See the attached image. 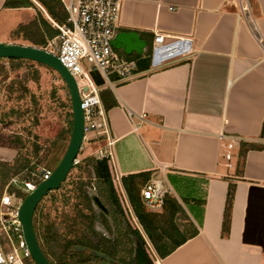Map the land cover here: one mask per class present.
Listing matches in <instances>:
<instances>
[{
  "label": "crops",
  "instance_id": "0c3cea01",
  "mask_svg": "<svg viewBox=\"0 0 264 264\" xmlns=\"http://www.w3.org/2000/svg\"><path fill=\"white\" fill-rule=\"evenodd\" d=\"M8 3L0 0V42L18 43L13 32L37 9ZM122 3L123 30L138 31L149 50L131 78L108 85L119 102L105 107L114 182L150 172V180L171 191L162 207L147 210L169 220L168 195L184 209L173 218L176 228L165 227L173 236L168 243L181 244L164 257L156 254L155 264H264V0ZM157 32L166 42L188 38L190 48L154 67ZM233 137L239 141L228 161L225 146ZM87 138L82 158L107 148L101 131ZM17 154L0 145V162L12 163ZM231 188L230 229L223 234Z\"/></svg>",
  "mask_w": 264,
  "mask_h": 264
},
{
  "label": "trees",
  "instance_id": "16d2710c",
  "mask_svg": "<svg viewBox=\"0 0 264 264\" xmlns=\"http://www.w3.org/2000/svg\"><path fill=\"white\" fill-rule=\"evenodd\" d=\"M36 1L45 8L48 16L38 9L37 15L31 22L20 25L13 32L14 37L28 41L31 45L40 48L47 47L49 42H54L56 45L60 44L58 39L60 29L57 25L66 24L69 17L63 1ZM8 4L10 6H36L33 0H9ZM119 51L129 59L142 57L137 54L128 55L122 50ZM27 61L32 62L30 60ZM145 62L146 65H149L150 58L147 57ZM32 63L36 64V62ZM142 63L143 61L140 62V67L143 66ZM92 74L98 85L103 86L106 83L105 79L97 71H93ZM102 97L107 109L119 104L110 90L102 89ZM64 133V130L60 132V139H63ZM34 139L37 140V135ZM0 145L18 150V154L12 163L0 162L2 169L8 170L9 174L15 175L26 169L34 172L38 166H42L46 162H52L53 165H56L60 161L56 148L52 149V153L49 152L46 157L41 158L39 153L43 149L42 146L37 141H34L32 143V146H34L33 150L29 151L26 145H23L22 138L19 135L14 137L13 142H8L5 136L0 133ZM54 145L57 146V142ZM8 178V175L2 176L4 185L8 183ZM150 179V172L130 174L122 178V185L135 215L152 240L157 253L164 257L181 243H168V239L170 240L173 237L172 232H168L165 226L157 220L155 213L147 210L143 202L141 189ZM94 181H96L97 186L93 188L91 184ZM92 189L98 191V196L109 209L115 230L108 216L93 206V200L89 193ZM13 190L22 194V190L11 188V191ZM119 191L120 187L114 183L111 161L106 157L99 158L96 155H89L75 164L60 189L49 192L44 198V202L46 201V204L47 202L49 204L43 205L41 202L38 205L34 224L41 246L54 264H96L100 259L90 253L92 249L108 254L118 263L136 264L133 258L135 246L131 236L137 234L139 240L144 245L146 243L137 229L123 225L125 215ZM233 197L234 189L231 188L225 210L223 234L228 233L230 229V212ZM165 205H168L171 209L168 214V221L176 228L173 218L177 213L184 212V209L178 200L170 195L166 197ZM97 222L104 225L113 235V238L101 236L98 243H94L90 237H98L99 233L96 231ZM196 234L197 232L195 231L192 236ZM78 245L86 247L87 250L82 252L75 250ZM151 264L155 263L151 260Z\"/></svg>",
  "mask_w": 264,
  "mask_h": 264
},
{
  "label": "built area",
  "instance_id": "2783aa9c",
  "mask_svg": "<svg viewBox=\"0 0 264 264\" xmlns=\"http://www.w3.org/2000/svg\"><path fill=\"white\" fill-rule=\"evenodd\" d=\"M62 1L69 17L66 24L57 25L60 29L58 36L60 44L49 42V47L44 49L55 53L78 83L85 116V139L89 133L101 131L108 150L99 149L96 156L106 157L113 162L114 139L103 102V88L96 83L92 72H99L108 84L113 85L114 78L129 79L139 68L140 59H129L112 45L115 35L123 30L121 21L123 3L122 0ZM165 36L160 32L155 35L150 54L154 67L163 65L171 57L187 53L190 48L191 42L188 38H175L173 41L166 42ZM86 62L91 64V68L86 65ZM238 141L239 137H233L225 146L224 156L228 161L233 158V150L238 145ZM78 162L79 159H77ZM232 165L231 162L228 163L229 167ZM42 169L46 170L43 175H41ZM52 170V168L38 166L36 171L32 172L33 176L30 179L14 176L8 185L22 190L21 192L26 195L34 190L39 182L48 178ZM120 186L132 212L128 195L122 184ZM8 189L1 198L0 264H35L18 218L19 206L24 196H21L19 191H8ZM169 191L171 189L166 188L162 180H150L141 191L145 206L151 210L162 207Z\"/></svg>",
  "mask_w": 264,
  "mask_h": 264
},
{
  "label": "rangeland",
  "instance_id": "374dc122",
  "mask_svg": "<svg viewBox=\"0 0 264 264\" xmlns=\"http://www.w3.org/2000/svg\"><path fill=\"white\" fill-rule=\"evenodd\" d=\"M34 2L36 9L42 10L48 16L45 8L38 1L35 0ZM12 40L17 41L18 44L31 45L30 42L17 39L14 35ZM47 47H49V44ZM86 65L91 68L89 62H86ZM0 69V133H2V136H5L8 142H13L14 137L19 135L22 138L23 145H26L29 151L33 150L34 146H32V143L37 141L43 148L39 153L41 158L46 157L49 152L52 153L53 148H56L58 157L61 159L68 146L73 124L71 99L66 84L53 69L39 63L33 64L27 60L18 59L10 63L7 60L0 59ZM108 85L106 82L103 88L107 90ZM62 130L65 133L63 134V139H60L59 135ZM91 134L89 133L88 137ZM36 135L37 140L34 139ZM87 141L88 138L85 139L84 143ZM55 142H57V146L54 145ZM104 149L108 150V148ZM84 153L83 144L78 156L79 160L82 159ZM56 165H53L52 162H46L42 166L54 169ZM5 171L0 166V201L8 188V191L14 188L8 185L14 176H19L23 179H30L33 176L28 169L15 175L9 174L8 170ZM5 175H8L9 178L8 183L4 185L2 176L4 177ZM94 182V185L91 184L93 188L97 186L96 181ZM115 184L120 187L119 195L125 215L123 225L131 226L140 232V235L145 240V246L150 251L151 260L155 263L157 261L156 254L158 253L152 240L139 222L133 208L132 212L130 211L121 186L118 183ZM93 191L98 194V191L93 189L89 191L90 195L94 193ZM20 195L25 197L24 193ZM41 204L47 205L49 203L47 202L46 204V201H42ZM155 215L157 220L165 227L170 225L169 221L166 220V213H155ZM109 220L113 225V218L111 217ZM112 227L115 230V226L113 225ZM96 231L99 233L98 237H90L94 243H98L101 236L113 238V235L100 222L96 223ZM131 237L133 245L136 246L139 236L133 234Z\"/></svg>",
  "mask_w": 264,
  "mask_h": 264
},
{
  "label": "water",
  "instance_id": "95a60500",
  "mask_svg": "<svg viewBox=\"0 0 264 264\" xmlns=\"http://www.w3.org/2000/svg\"><path fill=\"white\" fill-rule=\"evenodd\" d=\"M112 45L114 48L122 50L128 55L136 53L142 56L149 50L148 41L143 39L141 34L135 30L119 31L113 38ZM0 58L30 60L53 69L66 84L70 94L73 124L68 146L49 177L39 182L37 187L23 198L18 210V218L21 222L23 235L33 261L35 264H54L41 246L36 233L34 218L38 205L49 192L60 189L67 180L83 148L85 141V116L79 86L75 77L62 63L60 58L55 53L44 48L18 43L0 42ZM45 171V169H42L41 175ZM92 200L97 209L111 218L109 209L97 193H93ZM75 250L82 252L86 251L87 248L78 245L75 247ZM90 253L102 260L98 264H121L116 262L113 257L101 251L92 249ZM133 258L136 264H151L150 251L141 240H138L136 243Z\"/></svg>",
  "mask_w": 264,
  "mask_h": 264
},
{
  "label": "flooded vegetation",
  "instance_id": "af4514ba",
  "mask_svg": "<svg viewBox=\"0 0 264 264\" xmlns=\"http://www.w3.org/2000/svg\"><path fill=\"white\" fill-rule=\"evenodd\" d=\"M94 192V191H93ZM95 193V192H94ZM93 195V194H92ZM92 195H91V197H92ZM108 218H110V217H108ZM104 253V252H103ZM108 255V254H107ZM100 259V258H99ZM102 260L100 259L96 264H98L99 262H101Z\"/></svg>",
  "mask_w": 264,
  "mask_h": 264
},
{
  "label": "bare ground",
  "instance_id": "6f19581e",
  "mask_svg": "<svg viewBox=\"0 0 264 264\" xmlns=\"http://www.w3.org/2000/svg\"><path fill=\"white\" fill-rule=\"evenodd\" d=\"M159 262V261H158Z\"/></svg>",
  "mask_w": 264,
  "mask_h": 264
}]
</instances>
